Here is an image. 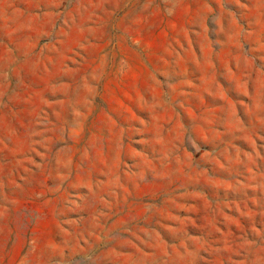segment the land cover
Wrapping results in <instances>:
<instances>
[{
	"label": "rangeland",
	"instance_id": "obj_1",
	"mask_svg": "<svg viewBox=\"0 0 264 264\" xmlns=\"http://www.w3.org/2000/svg\"><path fill=\"white\" fill-rule=\"evenodd\" d=\"M0 264H264V0H0Z\"/></svg>",
	"mask_w": 264,
	"mask_h": 264
}]
</instances>
